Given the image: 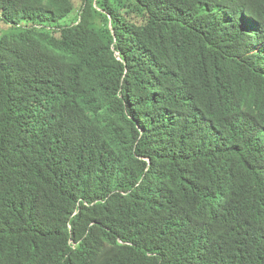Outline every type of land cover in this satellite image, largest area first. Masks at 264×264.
<instances>
[{
  "label": "trees",
  "instance_id": "trees-1",
  "mask_svg": "<svg viewBox=\"0 0 264 264\" xmlns=\"http://www.w3.org/2000/svg\"><path fill=\"white\" fill-rule=\"evenodd\" d=\"M263 9L0 0V264H264Z\"/></svg>",
  "mask_w": 264,
  "mask_h": 264
},
{
  "label": "clouds",
  "instance_id": "clouds-1",
  "mask_svg": "<svg viewBox=\"0 0 264 264\" xmlns=\"http://www.w3.org/2000/svg\"><path fill=\"white\" fill-rule=\"evenodd\" d=\"M260 16L264 19V9L261 11ZM220 17L224 19L226 23L235 27H241V33H253V32H261L264 31V23L261 24L260 18L254 13L246 14L242 13L241 16H235L231 13L221 12ZM219 33V37L225 41L226 48L229 50H233L237 40H233L230 33L224 30L220 26H215V34L214 41L216 50H220L223 45L215 39V36ZM246 50L251 56L249 61V66H253L255 70H259L262 74L264 73V38L254 43L250 44L248 47H245Z\"/></svg>",
  "mask_w": 264,
  "mask_h": 264
},
{
  "label": "rangeland",
  "instance_id": "rangeland-1",
  "mask_svg": "<svg viewBox=\"0 0 264 264\" xmlns=\"http://www.w3.org/2000/svg\"><path fill=\"white\" fill-rule=\"evenodd\" d=\"M25 24H26V21L22 20V21H21V25H25ZM1 28H2V30H3V29L6 30L7 26H6L5 24L0 23V29H1ZM8 29H9V25H8ZM8 29H7V30H8ZM7 30H6V31H7ZM6 31H5V32H6ZM0 34H1V33H0Z\"/></svg>",
  "mask_w": 264,
  "mask_h": 264
}]
</instances>
